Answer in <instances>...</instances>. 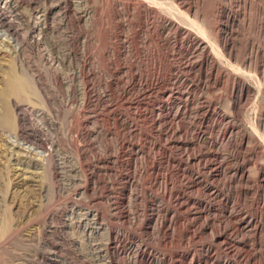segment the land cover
<instances>
[{"label":"rangeland","instance_id":"1","mask_svg":"<svg viewBox=\"0 0 264 264\" xmlns=\"http://www.w3.org/2000/svg\"><path fill=\"white\" fill-rule=\"evenodd\" d=\"M0 10V264H264V0Z\"/></svg>","mask_w":264,"mask_h":264},{"label":"bare ground","instance_id":"2","mask_svg":"<svg viewBox=\"0 0 264 264\" xmlns=\"http://www.w3.org/2000/svg\"><path fill=\"white\" fill-rule=\"evenodd\" d=\"M68 6V5H67ZM4 10V9H2ZM1 11V10H0ZM86 12V11H85ZM89 13V12H88ZM11 23V22H10ZM9 28V26H8ZM10 29V28H9ZM7 32V31H6ZM6 34V33H5ZM15 35V34H14ZM8 36V34H7ZM14 38V36H12ZM16 38V37H15ZM11 40V39H10ZM15 40V39H14ZM17 41V40H16ZM7 42V41H4ZM4 45V44H3ZM16 45V44H15ZM203 48V47H202ZM1 52V51H0ZM11 68V67H10ZM9 68V69H10ZM4 74V73H3ZM2 74V75H3ZM23 76V75H22ZM20 76L14 69H10L4 79V88H2V91H0L1 96H2V100L4 102V109L5 112L0 115V122L5 123V127L8 126L10 127H16V124L20 123H16V117L14 116V112H16L15 110L13 111V108L17 107V105L14 103L13 98L16 97H22L23 95L27 94L28 88H29V84L26 82V80ZM1 81V79H0ZM28 81V79H27ZM2 83V82H1ZM32 84V83H31ZM33 87V84L32 86ZM19 108V107H18ZM3 109V108H2ZM17 109V108H16ZM19 112V111H18ZM19 125V124H18ZM18 128V127H17ZM13 129V128H12ZM15 129V128H14ZM19 134H22V130L17 129ZM17 132V131H16ZM246 225V224H245ZM2 228V227H1ZM217 239L218 241H222L227 243L228 238L226 235H217ZM221 242V243H222ZM139 256L145 260V253L142 252L139 254ZM215 260V259H214ZM150 262V261H149ZM200 264V263H199ZM223 264H231L228 261H224Z\"/></svg>","mask_w":264,"mask_h":264}]
</instances>
